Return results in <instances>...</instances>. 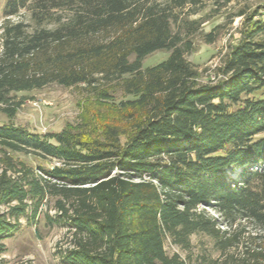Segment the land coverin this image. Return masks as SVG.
Masks as SVG:
<instances>
[{"label":"trees","instance_id":"trees-1","mask_svg":"<svg viewBox=\"0 0 264 264\" xmlns=\"http://www.w3.org/2000/svg\"><path fill=\"white\" fill-rule=\"evenodd\" d=\"M206 6L205 0H6L0 149L60 165L40 166L47 177L29 168L20 176L0 173V207L7 208L0 210V254L31 204L29 222L55 192L64 198L59 216L75 237L65 264H184L165 241L188 248L198 233L220 253L209 264H264L263 13L242 8L233 15L242 17L240 37L217 77L203 81L188 55L196 40L211 44L219 36L221 25L206 32L210 18H193ZM161 50L169 52L165 60L143 65ZM53 84L83 86L107 101L122 92L125 140L119 127L103 138L12 122L26 100L19 93ZM228 170H241L238 179H229Z\"/></svg>","mask_w":264,"mask_h":264},{"label":"rangeland","instance_id":"rangeland-1","mask_svg":"<svg viewBox=\"0 0 264 264\" xmlns=\"http://www.w3.org/2000/svg\"><path fill=\"white\" fill-rule=\"evenodd\" d=\"M205 1L206 8L193 18L209 17L210 20L204 26L205 31L221 25L220 33L217 40L211 44L204 42L203 39L196 40L195 50L188 55V59L197 66L202 74V80L210 81L217 77L218 68L229 46L236 43L240 37L237 27L242 17L233 19V15L242 8L248 12L259 9L264 18V0H230L224 4L222 0ZM5 2L6 0H0V24L4 20ZM25 14L23 12L21 17H25ZM17 19L18 17L14 18ZM231 19H233L232 24ZM168 55L167 51L153 52L144 59L143 65H155L165 60ZM112 94L114 100L107 101L89 93L83 86L63 87L56 84L19 93L18 97H26V100L12 122L42 133L58 132L63 128L71 127L103 138L113 128L119 127L117 131L124 132L121 133V139L124 141L126 128H123L120 106L117 103L125 97L120 91H113ZM252 96L259 97L260 93H254ZM5 121V116L0 114V122ZM260 136L264 137V133ZM55 165L60 163L24 151L9 154L0 149V173L3 169H8L10 175L20 176L29 168L40 177H47L39 167L52 168ZM240 171L228 170L227 176L229 179H238ZM59 200H64L62 195L48 192L39 205L37 215L29 222L28 218L34 207V203L31 204V208L27 210L28 218L21 216L18 230L4 240L6 248L0 254V264H65L63 254L73 247L75 237L69 225L59 216ZM71 202L72 200L65 201L67 207H71ZM0 210L6 212L7 208L1 206ZM209 212L216 216L215 211ZM165 248L170 255L178 253L184 264H209L210 257L216 259L220 255L214 248L213 239L205 233L192 235L188 248L180 247L167 238Z\"/></svg>","mask_w":264,"mask_h":264}]
</instances>
